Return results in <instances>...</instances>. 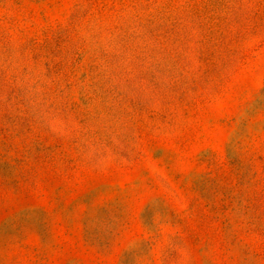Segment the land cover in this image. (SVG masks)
I'll use <instances>...</instances> for the list:
<instances>
[{
    "label": "rangeland",
    "instance_id": "obj_1",
    "mask_svg": "<svg viewBox=\"0 0 264 264\" xmlns=\"http://www.w3.org/2000/svg\"><path fill=\"white\" fill-rule=\"evenodd\" d=\"M0 264H264V0H0Z\"/></svg>",
    "mask_w": 264,
    "mask_h": 264
}]
</instances>
